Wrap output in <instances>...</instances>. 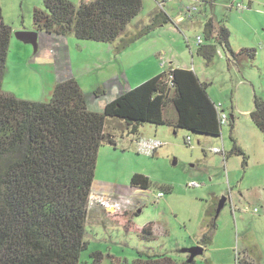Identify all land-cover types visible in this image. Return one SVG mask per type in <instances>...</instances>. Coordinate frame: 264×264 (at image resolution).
Listing matches in <instances>:
<instances>
[{
  "label": "rangeland",
  "instance_id": "rangeland-1",
  "mask_svg": "<svg viewBox=\"0 0 264 264\" xmlns=\"http://www.w3.org/2000/svg\"><path fill=\"white\" fill-rule=\"evenodd\" d=\"M68 1L74 5L81 2ZM203 1L170 0L160 9L156 0H141V11L127 26L124 37L148 26L152 14L160 10L170 22L117 53L116 43L78 40L73 35L64 37L63 47L59 46L61 38H55L58 43L54 46L49 41V36H54L45 32H36V49L29 43H20L15 33L35 32L31 30L32 14L34 9L43 8L42 0H0L2 20L15 31L2 91L24 97L29 93L37 98L43 87L54 82L53 72L58 80L63 72L78 83L88 110L102 113V104L114 99L127 79L133 81L149 75L156 60L157 66L172 62V67L192 69L201 82L209 85L208 95L221 105L228 122L230 117L234 118L232 127L228 122L222 125L219 137L143 125L144 139L153 136L154 127L159 128L154 139L162 146L154 155L136 145L124 121L107 118L104 131L113 136L114 146L104 144L98 151L92 196H126L138 204L139 214L134 216L130 211L122 213L121 219L107 216L101 220L91 214L84 229L86 248L80 253L82 264H92L95 252L102 255L99 264H134L139 253H143L142 260L156 255L179 263L187 258L180 251L193 247L208 230L212 232L211 243L195 259V264H264V137L249 117L254 97L264 102V0H256L258 3L249 8L248 0H213L210 4ZM237 4L246 9H238ZM193 8L195 12L189 15L188 10ZM179 18L182 19L178 21ZM209 19L228 29L233 51L255 49V59L234 60L214 39H205L204 25ZM197 36L203 39L202 46L214 47L210 61L197 54ZM24 59L32 69L20 64ZM49 100L50 96H46L40 103ZM165 116H175L171 105L166 107ZM187 137L191 139L189 145L185 142ZM231 137L245 154L246 164L241 155L233 154L225 161L222 154L212 152L217 148L228 155L233 144ZM135 174L147 177L151 188L142 191L131 187ZM192 180L201 186L189 188ZM162 186L170 187L171 192L156 200ZM222 197L226 199L225 208L213 229L207 225L213 222L207 212ZM230 205L234 207L233 216ZM149 223L154 230L151 242L137 234V229Z\"/></svg>",
  "mask_w": 264,
  "mask_h": 264
},
{
  "label": "trees",
  "instance_id": "trees-1",
  "mask_svg": "<svg viewBox=\"0 0 264 264\" xmlns=\"http://www.w3.org/2000/svg\"><path fill=\"white\" fill-rule=\"evenodd\" d=\"M42 4L43 8L34 9L32 14L35 32L116 43L117 53L170 22L160 10L152 14L148 26L124 37L127 26L141 11V0H81L78 5L68 0H42ZM12 34V28L2 20L0 7V264H82L80 253L86 248L84 229L98 151L104 144L114 146L113 136L104 131L107 118L124 121L132 136L148 124L219 137L222 126L208 95L209 85L190 69L161 73L105 104L102 113L88 110L73 79L56 84L47 103L5 94L2 81ZM204 36L214 39L234 60L255 59V49L232 50L230 33L221 23L209 19L204 25ZM197 54L210 61L214 47L200 46ZM168 105L174 109L175 120L165 116ZM249 117L264 137V102L256 96ZM233 119L230 117L228 122L231 127ZM231 140L232 149L224 160L233 154L241 155L246 164L245 154L232 137ZM130 185L140 190L152 186L140 174L132 176ZM160 189L163 194L171 192L168 186ZM214 206L207 212L213 219L207 225L213 229L217 205ZM137 234L151 242L153 224L137 229ZM211 237V230L200 237L198 244L203 250L211 243ZM92 258V264H99L102 255L95 252ZM142 258L143 253H139L134 264H195V260L189 263L187 258L179 263L168 256Z\"/></svg>",
  "mask_w": 264,
  "mask_h": 264
},
{
  "label": "crops",
  "instance_id": "crops-1",
  "mask_svg": "<svg viewBox=\"0 0 264 264\" xmlns=\"http://www.w3.org/2000/svg\"><path fill=\"white\" fill-rule=\"evenodd\" d=\"M169 2V1H168ZM252 3H258L256 0H248V5H247V7L249 8L250 7V5L252 4ZM182 18H179L178 19V21H180ZM32 31H34V28L33 29H31ZM13 31V30H12ZM13 32H15V31H13ZM13 35V34H12ZM48 35H50V34H48ZM38 36V35H37ZM51 36H54V37H51L50 38V36H49V41L52 43V45H54V46H56L57 45V40H55V38H57V37H60L61 38V40H60V42H59V46L60 47H63L64 46V37H62V36H57V35H51ZM18 41V40H17ZM20 42V41H19ZM20 43H22V42H20ZM59 55V54H58ZM57 55V56H58ZM158 56H159V54H158ZM159 58V57H158ZM157 58V59H158ZM28 60L30 59V57H28L27 58ZM55 59H56V57H55ZM156 60H154L153 62L155 63V68L149 73V75H147V76H141V77H139V78H136L135 80H133V81H131V80H128L127 79V75H126V78L125 79H127V82L128 83H126L125 84V86L123 87V88H121L120 89V91H118V94H117V96L115 95V98L114 99H116V98H118L120 95H121V93L123 92V93H125V92H127V91H129V90H131V89H133V88H135V87H137L138 85H140V84H142L143 82H145V81H147V80H149L150 78H153V77H155V76H157V75H160L161 73H164V72H168L169 70H172V69H190V68H183V67H172L171 65H172V62H168V63H164V62H161L158 66H157V64H156V62H155ZM20 64H22V66L23 67H25L26 65H27V67L28 68H30V69H32L31 67H30V65L28 64V62H27V60L26 59H24L23 61H21L20 62ZM165 67H168L169 69H168V71H165L164 69H165ZM61 69L63 68V67H60ZM25 69V68H24ZM60 69V70H61ZM190 70H192V69H190ZM54 73V82L53 83H51L50 84V80L48 79V81L47 82H49L47 85H46V87L44 88H42L41 89V92H38V94H39V96L40 97H37V98H35V96H33V95H31V94H29L28 93V95H27V97L25 96H21V95H18L17 93L15 94V93H13V92H11V91H9V90H6V91H3L5 94H8V95H11V96H13V97H15V98H19L20 100H26V101H33V102H41L42 100H43V98L44 97H46V96H50L51 97V94H52V91H53V89H54V87H55V85L56 84H58V83H60V82H63V81H66V80H68V79H70V78H68V77H66V74L65 73H63L62 72V78L61 79H59V80H61V81H59L58 79H57V77H56V73H55V71L53 72ZM122 76V75H121ZM122 93V94H123ZM45 94H47V95H45ZM33 96V97H32ZM210 97V96H209ZM114 99H112V100H114ZM211 99V98H210ZM112 100H110V101H112ZM212 100V99H211ZM110 101H107V102H105L104 104H102V109L104 108V106H105V104H107L108 102H110ZM214 102V101H213ZM215 103V102H214ZM216 104V103H215ZM93 112V111H92ZM248 112V111H247ZM176 119V115L173 117V120H175ZM142 127H144V126H142ZM139 128V130H138V133H137V135L136 136H134V138H135V142H136V145L139 147V143H143V142H145V141H149V140H155L154 138H156V136H157V133H158V129L159 128H155L154 127V134H153V136L151 137V138H148V139H144L145 137H144V134H143V131H142V129L143 128ZM166 128H168V127H166ZM173 134H175V131H173ZM122 138V137H121ZM114 140V139H113ZM154 154H155V152H154ZM154 154H152V155H154ZM94 182V181H93ZM93 185V184H92ZM137 190H140V189H137ZM142 191H147V190H142ZM91 195H92V192H91ZM222 198H224V197H222ZM226 200V199H225ZM235 206V205H234ZM224 208H225V205H224V207H223V209H222V212H223V210H224ZM232 208H234V207H232V205H230V210H231V213H232V216L234 215L233 214V212H235V211H233L232 210ZM90 212H89V216L92 214L93 215V217L95 218V219H98V220H101L102 218H104V217H107V216H110V214H107L106 212H103V210L102 209H100L99 207H95V208H92V209H90L89 210ZM139 214V210H138V208H137V210H136V212H134V213H132V215H138ZM111 217V216H110ZM130 217H131V215H130ZM239 217H241V215L239 216ZM90 218V217H89ZM124 218V217H123ZM120 219V218H119ZM142 228V227H141ZM198 242H199V240H196V243L193 245V247L194 246H200L199 244H198ZM181 253V252H180ZM182 254V253H181ZM183 260H184V258H183ZM182 261V260H181Z\"/></svg>",
  "mask_w": 264,
  "mask_h": 264
},
{
  "label": "built area",
  "instance_id": "built-area-1",
  "mask_svg": "<svg viewBox=\"0 0 264 264\" xmlns=\"http://www.w3.org/2000/svg\"><path fill=\"white\" fill-rule=\"evenodd\" d=\"M85 2H91L93 0H84ZM158 3L159 8H162L165 2H168L170 0H156ZM238 9H246L241 6V4H237ZM195 12V8L188 10L189 15L191 13ZM195 43L196 46L200 47L203 45V39L200 36L195 37ZM215 108L218 114V121L220 125H226L228 122L227 115L223 113L221 109V105L215 104ZM185 142L187 145L191 143L190 137H187L185 139ZM162 146V143L157 140H149L145 141L143 143H139V147L141 150L145 151L147 154H154L158 148ZM213 153L216 154H222L225 158L224 152L222 153L219 149L215 148L212 150ZM201 186V184L197 181H190L188 183V187L191 189H197ZM164 197V194L162 192H159L156 195V200H159L160 198ZM99 207L103 211H105L107 214H122L126 212H136L138 208V204H134L130 198L126 196H118V197H105V196H92L90 197V203H89V210ZM257 210L255 209V212ZM245 259V258H244Z\"/></svg>",
  "mask_w": 264,
  "mask_h": 264
},
{
  "label": "water",
  "instance_id": "water-1",
  "mask_svg": "<svg viewBox=\"0 0 264 264\" xmlns=\"http://www.w3.org/2000/svg\"><path fill=\"white\" fill-rule=\"evenodd\" d=\"M15 37L19 41L23 43H29L33 45L35 49L37 48V33L36 32H32V33L18 32V33H15ZM225 202H226L225 198H221L219 202L217 203L216 215H215L216 218L219 215L220 211L223 209ZM180 252L187 256L186 261L190 263L194 261L197 257L203 254V248L201 246H194L188 249H182Z\"/></svg>",
  "mask_w": 264,
  "mask_h": 264
}]
</instances>
